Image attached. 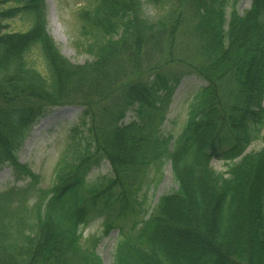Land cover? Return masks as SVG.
Here are the masks:
<instances>
[{"label": "trees", "instance_id": "1", "mask_svg": "<svg viewBox=\"0 0 264 264\" xmlns=\"http://www.w3.org/2000/svg\"><path fill=\"white\" fill-rule=\"evenodd\" d=\"M236 1L166 0L150 18L142 0H86L77 18L92 59L77 64L47 32L44 0H0V166L29 177L0 191V264H102L98 238L91 247L81 242L84 227L94 214L108 218L105 233L138 216L146 173L165 160L176 188L121 233L112 264H264V143L247 151L264 128V0L242 13ZM20 13L29 27L3 31ZM33 49L45 73L28 63ZM187 74L205 85L181 132L164 137ZM68 104L81 114L53 183L28 204L38 175L17 150L47 108ZM214 158L224 171L212 169ZM101 159L110 174L88 181Z\"/></svg>", "mask_w": 264, "mask_h": 264}, {"label": "rangeland", "instance_id": "2", "mask_svg": "<svg viewBox=\"0 0 264 264\" xmlns=\"http://www.w3.org/2000/svg\"><path fill=\"white\" fill-rule=\"evenodd\" d=\"M166 0H142V12L144 15L153 18L162 13L167 7ZM86 0H44L45 5V28L53 38L60 53L72 63L82 64L92 59L84 48V39L79 32V20L77 18L78 9L84 5ZM229 8L233 0H229ZM251 3V0H238L234 7L242 13ZM49 14L55 17L60 32L58 40L51 33ZM6 24L3 31H22L26 30L31 20L20 13L4 22ZM28 63L45 73L46 65L38 49H33L27 54ZM205 85V82L193 74L184 75L172 95L168 112L161 126V134L164 137H176L185 125L187 111L190 104L194 101L197 92ZM264 107V97L262 100ZM81 106L76 104L55 105L46 109L44 114L39 116L28 130L20 147L17 150V159L20 163L38 175L34 192L28 196V204L36 198L38 189H47L51 186L54 179V168L63 152L67 141L70 128L75 125L81 114ZM132 119V112L126 113L124 122ZM264 128L260 138L252 141L247 147V151L258 150L264 143ZM215 171H224L226 167L221 159L214 158L210 163ZM110 174V165L107 160L101 159L86 174L88 181H95L102 175ZM29 181L28 176H16L8 164L0 166V191L9 187H24ZM176 188L170 163L162 161L158 166L149 167L138 199L141 202L140 214L136 217H128L119 220L116 226L112 227L107 233L104 232V224L107 221L105 215H92L91 219L84 227L82 232L83 246L91 247L93 240L97 243L93 252L97 254L102 264H112L113 255L117 241L121 238V233H131L130 226L134 218L146 219L151 209L155 206L161 194L170 192ZM139 226V225H138ZM137 226V227H138ZM120 231H119V228Z\"/></svg>", "mask_w": 264, "mask_h": 264}, {"label": "bare ground", "instance_id": "3", "mask_svg": "<svg viewBox=\"0 0 264 264\" xmlns=\"http://www.w3.org/2000/svg\"><path fill=\"white\" fill-rule=\"evenodd\" d=\"M49 22L51 26V33L53 37L58 40V32H60V25L57 24L55 17L51 14H49Z\"/></svg>", "mask_w": 264, "mask_h": 264}]
</instances>
